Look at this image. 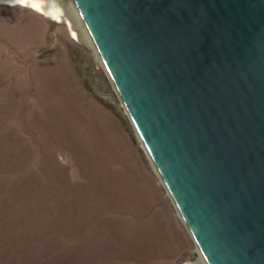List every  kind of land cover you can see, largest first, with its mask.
Listing matches in <instances>:
<instances>
[{"label": "rangeland", "instance_id": "374dc122", "mask_svg": "<svg viewBox=\"0 0 264 264\" xmlns=\"http://www.w3.org/2000/svg\"><path fill=\"white\" fill-rule=\"evenodd\" d=\"M87 43L0 5V264H206Z\"/></svg>", "mask_w": 264, "mask_h": 264}, {"label": "water", "instance_id": "95a60500", "mask_svg": "<svg viewBox=\"0 0 264 264\" xmlns=\"http://www.w3.org/2000/svg\"><path fill=\"white\" fill-rule=\"evenodd\" d=\"M72 1L204 262L264 264V0Z\"/></svg>", "mask_w": 264, "mask_h": 264}, {"label": "bare ground", "instance_id": "6f19581e", "mask_svg": "<svg viewBox=\"0 0 264 264\" xmlns=\"http://www.w3.org/2000/svg\"><path fill=\"white\" fill-rule=\"evenodd\" d=\"M0 5L12 6L10 0H0ZM27 8L32 9L31 7ZM35 11L56 22H66V24L71 28L73 37L75 39L84 41L85 38V40L88 42L87 45L94 47L91 39L89 38L88 32L85 29L81 15L72 0H44V3L41 4L39 8L35 9ZM80 29L86 32V35L84 33V37L81 34L82 31H80ZM200 262H204V259L202 257L200 259Z\"/></svg>", "mask_w": 264, "mask_h": 264}, {"label": "clouds", "instance_id": "9594fccd", "mask_svg": "<svg viewBox=\"0 0 264 264\" xmlns=\"http://www.w3.org/2000/svg\"><path fill=\"white\" fill-rule=\"evenodd\" d=\"M10 3L12 6L19 5L21 7H31L33 10H35L44 3V0H10Z\"/></svg>", "mask_w": 264, "mask_h": 264}, {"label": "snow or ice", "instance_id": "6c2138e0", "mask_svg": "<svg viewBox=\"0 0 264 264\" xmlns=\"http://www.w3.org/2000/svg\"><path fill=\"white\" fill-rule=\"evenodd\" d=\"M35 6V5H34Z\"/></svg>", "mask_w": 264, "mask_h": 264}]
</instances>
